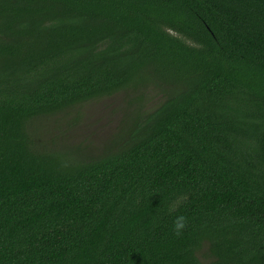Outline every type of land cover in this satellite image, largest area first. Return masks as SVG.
<instances>
[{
	"label": "trees",
	"instance_id": "trees-1",
	"mask_svg": "<svg viewBox=\"0 0 264 264\" xmlns=\"http://www.w3.org/2000/svg\"><path fill=\"white\" fill-rule=\"evenodd\" d=\"M150 85L99 152L37 139ZM0 264H264V0H0Z\"/></svg>",
	"mask_w": 264,
	"mask_h": 264
},
{
	"label": "rangeland",
	"instance_id": "rangeland-1",
	"mask_svg": "<svg viewBox=\"0 0 264 264\" xmlns=\"http://www.w3.org/2000/svg\"><path fill=\"white\" fill-rule=\"evenodd\" d=\"M159 97L158 89L150 85L143 92L121 90L88 101L66 112L42 118L36 124L37 139L61 150L99 152L110 144L133 111L140 105L153 106Z\"/></svg>",
	"mask_w": 264,
	"mask_h": 264
},
{
	"label": "clouds",
	"instance_id": "clouds-1",
	"mask_svg": "<svg viewBox=\"0 0 264 264\" xmlns=\"http://www.w3.org/2000/svg\"><path fill=\"white\" fill-rule=\"evenodd\" d=\"M183 227H184V218L183 217L177 218L175 222V229L177 231V234L179 233V230L182 229Z\"/></svg>",
	"mask_w": 264,
	"mask_h": 264
}]
</instances>
